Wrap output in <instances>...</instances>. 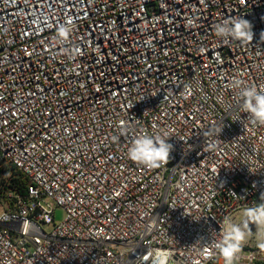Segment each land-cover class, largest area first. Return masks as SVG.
<instances>
[{"label":"built area","instance_id":"obj_1","mask_svg":"<svg viewBox=\"0 0 264 264\" xmlns=\"http://www.w3.org/2000/svg\"><path fill=\"white\" fill-rule=\"evenodd\" d=\"M233 17L252 41L215 35ZM237 77L264 89V0H0V264H224L223 219L264 202ZM141 131L160 168L128 159ZM234 264H264L255 225Z\"/></svg>","mask_w":264,"mask_h":264},{"label":"clouds","instance_id":"obj_2","mask_svg":"<svg viewBox=\"0 0 264 264\" xmlns=\"http://www.w3.org/2000/svg\"><path fill=\"white\" fill-rule=\"evenodd\" d=\"M215 35L222 40H236L246 43L253 40L252 24L242 18L233 17L216 23L213 26ZM69 30L64 26L59 29L60 37H67ZM231 88L235 90L241 103L240 107L248 113L254 123L264 125V89L248 84L244 79L237 77L231 81ZM189 88L190 86H185ZM130 125L121 126V133L127 135ZM223 126H216L203 133L204 137L219 136ZM170 136L166 133L149 134L141 131L132 136L127 149V157L132 162L149 169L160 168L169 161L173 145L167 140ZM209 149H215L217 145L211 141L207 143ZM250 225L257 228L258 247L264 249V202L252 206H245L240 213L239 222L226 216L221 225L219 239L215 242V248L223 258L224 264H234L243 244L249 236ZM151 251V264H169L171 257L162 249ZM147 254V253H146Z\"/></svg>","mask_w":264,"mask_h":264},{"label":"rangeland","instance_id":"obj_3","mask_svg":"<svg viewBox=\"0 0 264 264\" xmlns=\"http://www.w3.org/2000/svg\"><path fill=\"white\" fill-rule=\"evenodd\" d=\"M63 217H64V213H63L62 211L58 210V211L56 212V219H57L58 221H61V220L63 219Z\"/></svg>","mask_w":264,"mask_h":264}]
</instances>
